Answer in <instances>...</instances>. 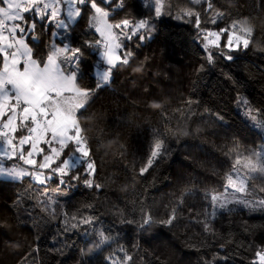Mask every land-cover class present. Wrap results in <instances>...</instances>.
I'll list each match as a JSON object with an SVG mask.
<instances>
[{
	"label": "trees",
	"instance_id": "16d2710c",
	"mask_svg": "<svg viewBox=\"0 0 264 264\" xmlns=\"http://www.w3.org/2000/svg\"><path fill=\"white\" fill-rule=\"evenodd\" d=\"M212 3L225 17L212 24L204 6L197 5L198 29L187 17L175 18L181 8L192 6L188 0H165L163 12L171 14L158 18L143 0H110L111 20L149 19L154 31L145 39L139 32L121 39L123 50L133 53L130 64L113 71L111 84L96 92L82 117L96 164L89 176L93 186L83 182L86 161L73 169L80 178L64 176V183L57 173L44 183L30 176L0 177V264H113L117 258V264H124L121 248L132 257L127 264H252L255 251L264 247V209L230 207L213 216L205 193L224 190L226 175L233 172L234 148L248 156L264 143V129L248 114L251 109L264 119V0ZM90 15L84 8L64 29L24 13L37 22L36 38L27 34L34 55H43L50 43L81 48L79 82L85 87L95 86V70L103 66L101 47L85 43L99 39L88 26ZM243 18L255 25L247 49L225 48L227 34L220 48L201 44V29L219 30ZM137 67L141 70L134 71ZM157 138L165 140L167 152L141 175L139 168ZM250 183L258 199L264 197L259 191L264 178ZM182 194L184 202L178 204ZM172 208L177 219L171 225L159 223ZM65 213L69 223H75L73 215L95 219L91 227L65 231ZM145 213L154 222L140 227ZM85 229L88 238L102 229L112 239L88 251Z\"/></svg>",
	"mask_w": 264,
	"mask_h": 264
},
{
	"label": "snow or ice",
	"instance_id": "6c2138e0",
	"mask_svg": "<svg viewBox=\"0 0 264 264\" xmlns=\"http://www.w3.org/2000/svg\"><path fill=\"white\" fill-rule=\"evenodd\" d=\"M154 7V14L158 18L161 15L171 14L163 12L164 0H150ZM191 7L181 8L176 19L188 18L187 22L193 23L200 29L201 11L195 6L203 5V11L210 17L209 21L216 24L218 19H223L226 13L216 9L212 0H188ZM110 0H0V176H6L12 180H22L26 176H32L41 183L46 182L43 171H32L22 165L17 166V161L32 169L50 170L61 177L71 176L79 179V175L73 173V169L86 161L88 176L84 183L92 187L93 176L96 171L93 159V148L87 128L82 123V117L87 112L88 104L96 92L110 85L113 71L118 67L128 66L133 53L123 50L121 37L131 39L133 35L140 33V39L150 37L154 31V25L149 19L130 20L128 18L119 21L109 19L110 12L106 5ZM64 5H68L66 18H60ZM122 6V4L120 5ZM87 8L91 15L88 17L89 28L99 33V39L92 42L86 41L88 47L100 48L101 61L107 67H102L95 72V86L85 87L80 84L83 74L80 62L83 56L81 48L63 47L50 43L43 55L37 56L33 48L29 46L28 33L36 38V19L27 20L24 13H33L40 20L47 18L48 22H55L57 28L67 29L81 17L82 11ZM255 25L250 24L247 18L233 20L227 26L218 31L201 29L204 39L209 44L220 48L221 36H225V48L231 50L247 49L251 43ZM215 39L208 40V37ZM121 50V51H118ZM264 50V49H262ZM221 54L228 60L232 55L221 49ZM208 60H213V54L208 52ZM142 67V65H141ZM137 67L134 71H140ZM159 107V105H155ZM258 111V110H257ZM251 119L257 127L264 129V119H258L249 109ZM92 119V117H89ZM184 135H188L184 132ZM123 148L119 145L117 151ZM68 154L65 155V150ZM233 172L226 175V183L223 192L205 193L206 198L216 209H227L229 204H242L249 209H264V197L249 199L252 195L249 184L258 176L264 178V150L253 155H242L236 148ZM167 152L165 140L157 138L154 142L150 158L146 164L139 168V174H144L153 165L154 161ZM122 154V153H121ZM65 157L61 159V157ZM39 157V163L38 158ZM11 161V164L6 162ZM59 161V163H56ZM53 164H56L53 167ZM97 188L101 185L96 184ZM231 189V191H229ZM190 191V190H186ZM264 193V187L259 189ZM181 195L178 204H182ZM176 208H172L167 219L159 221L165 225H171L177 219ZM65 231L78 229L81 225L92 226L94 217L73 215L69 223L65 213ZM132 223V221H127ZM154 222L150 213H145L140 227L150 226ZM205 230H209L205 225ZM95 238L90 237L87 229L83 235L88 238L86 244L88 251L99 249L110 243L111 237L101 229L94 230ZM83 252L84 249H81ZM124 264L132 259L123 248ZM255 260L252 264H264V247L254 253ZM111 259V257H109ZM120 258H117L119 260ZM113 260V264H117Z\"/></svg>",
	"mask_w": 264,
	"mask_h": 264
},
{
	"label": "rangeland",
	"instance_id": "374dc122",
	"mask_svg": "<svg viewBox=\"0 0 264 264\" xmlns=\"http://www.w3.org/2000/svg\"><path fill=\"white\" fill-rule=\"evenodd\" d=\"M143 2L145 3V4H148V5H151V6H153V4L150 2V0H143ZM164 5H165V0H164ZM67 7H68V5H64L63 6V8H62V11H61V16H60V18H66V14H67ZM162 11H164V8H163V10ZM77 19V18H76ZM110 19V18H109ZM111 20V19H110ZM113 21V20H112ZM55 23V22H54ZM206 30H208V31H218L217 29H214V28H208V29H206ZM123 37H121L120 38V42L122 43V41H121V39H122ZM212 39H215V37H208V40H212ZM199 40L201 41V44L204 46L205 45V43H207V41L204 39V33H202L201 34V37L199 38ZM220 41H221V39H220ZM220 41H219V43H220ZM123 44V43H122ZM213 45H211V44H209V46H208V48H210V47H212ZM70 47V46H69ZM70 48H73V47H70ZM103 51V48H102V46H101V50H100V53ZM118 51H121V50H118ZM102 64H103V62H102ZM102 67H107V65L106 64H103V66H99V67H97L96 68V70H95V72L97 71V70H100ZM262 150H264V143H260V146H259V150H258V152H260V151H262ZM7 164H11L12 162L11 161H8V162H6ZM39 163V162H38ZM23 166V167H25V168H29L30 170H32V171H43L44 172V174H45V177H49L50 176V178L53 176V174L54 173H52L50 170H47V169H45V170H39V169H32L31 168V166H28V165H23V162L22 161H17V166ZM233 173V175L235 176L236 175V173L235 172H232ZM0 177H3V178H8V177H6V176H0ZM32 179H34L35 181H37V182H40V180H38V179H36V178H34V177H32V176H30ZM47 180V179H46ZM249 189H250V191H251V193H252V195L250 196V197H248L249 199H252V198H255V199H257L258 200V196H257V193H256V191L254 190V188H253V186L251 185V183L249 184ZM224 191V190H223ZM223 191H221V192H223ZM229 191H231V189H229ZM230 207H245L244 205H242V204H235V203H233V204H229L228 205V207L227 208H230ZM218 210H220V209H216L215 210V213L218 211ZM214 211V207L212 208V212Z\"/></svg>",
	"mask_w": 264,
	"mask_h": 264
}]
</instances>
